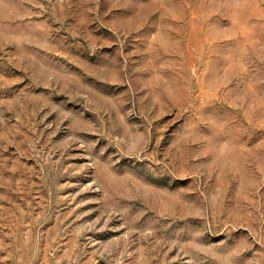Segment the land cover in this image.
I'll list each match as a JSON object with an SVG mask.
<instances>
[{
  "label": "rangeland",
  "instance_id": "rangeland-1",
  "mask_svg": "<svg viewBox=\"0 0 264 264\" xmlns=\"http://www.w3.org/2000/svg\"><path fill=\"white\" fill-rule=\"evenodd\" d=\"M0 264H264V0H0Z\"/></svg>",
  "mask_w": 264,
  "mask_h": 264
}]
</instances>
